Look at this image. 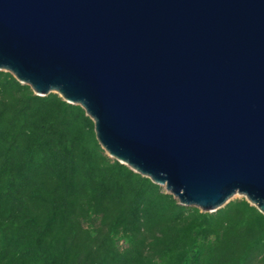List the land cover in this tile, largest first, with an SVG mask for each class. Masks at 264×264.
<instances>
[{"label": "water", "instance_id": "1", "mask_svg": "<svg viewBox=\"0 0 264 264\" xmlns=\"http://www.w3.org/2000/svg\"><path fill=\"white\" fill-rule=\"evenodd\" d=\"M0 70L180 204L264 213V0H0Z\"/></svg>", "mask_w": 264, "mask_h": 264}, {"label": "trees", "instance_id": "2", "mask_svg": "<svg viewBox=\"0 0 264 264\" xmlns=\"http://www.w3.org/2000/svg\"><path fill=\"white\" fill-rule=\"evenodd\" d=\"M0 264H264V213L180 204L110 157L81 105L0 70Z\"/></svg>", "mask_w": 264, "mask_h": 264}, {"label": "rangeland", "instance_id": "3", "mask_svg": "<svg viewBox=\"0 0 264 264\" xmlns=\"http://www.w3.org/2000/svg\"><path fill=\"white\" fill-rule=\"evenodd\" d=\"M238 197H241V196L237 195L236 198H238Z\"/></svg>", "mask_w": 264, "mask_h": 264}]
</instances>
